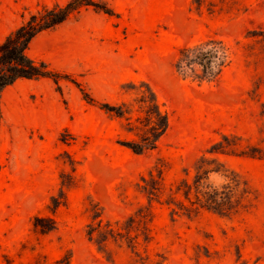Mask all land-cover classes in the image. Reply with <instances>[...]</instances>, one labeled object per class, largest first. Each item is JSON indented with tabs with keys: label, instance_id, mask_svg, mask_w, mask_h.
I'll return each mask as SVG.
<instances>
[{
	"label": "rangeland",
	"instance_id": "rangeland-1",
	"mask_svg": "<svg viewBox=\"0 0 264 264\" xmlns=\"http://www.w3.org/2000/svg\"><path fill=\"white\" fill-rule=\"evenodd\" d=\"M65 1L0 0V41L40 5ZM95 1L115 15L84 7L29 44L30 58L67 78L20 79L0 94V264L65 255L70 264H131L130 248L99 246L87 225L95 210L121 228L141 208L154 236L137 246L142 254L161 253L167 264H264V0H214L212 13L193 0ZM212 38L231 54L218 79L175 71L181 47ZM150 91L168 126L155 148L134 153L121 141L145 132L140 99ZM105 102L128 113H107ZM201 165L240 178L239 187L214 172L203 180L239 203L236 213L189 215L168 203L169 189L192 184ZM160 173L164 194L149 201L142 178ZM176 201L189 205L183 194ZM35 216L52 217L54 229L41 235Z\"/></svg>",
	"mask_w": 264,
	"mask_h": 264
},
{
	"label": "trees",
	"instance_id": "trees-1",
	"mask_svg": "<svg viewBox=\"0 0 264 264\" xmlns=\"http://www.w3.org/2000/svg\"><path fill=\"white\" fill-rule=\"evenodd\" d=\"M193 2L198 8L203 4L208 5L210 13L214 12L216 6L214 0H193ZM84 7H92L95 11L108 14V16L115 15L114 10L106 2L95 0H67L62 4H43L35 11L27 14L19 25L5 34L0 41V94L20 79L34 80L45 77L57 85L58 79L65 77L49 68L43 60L30 58L27 55V50L31 41L38 34L53 30L72 15L79 13ZM230 59L231 54L225 42L218 38H212L191 46L181 47L173 67L183 77L197 82H211L219 78L224 68L228 66ZM57 89H59V86H57ZM81 91L83 92L82 97L87 103H96L86 91L83 89ZM140 101L145 108L144 123H142V126L145 127V132L138 141H121L125 147L134 153L147 152L155 148L158 137L166 131L168 126V116L161 110L153 92L150 91L148 97H141ZM99 108L117 116H123L128 113V110H125L123 105L115 106L106 102L99 104ZM211 172L219 174L224 180L228 181L229 185L234 187L241 185L240 178L233 172H229L228 169H224V166L220 165L219 168L203 171L201 165L192 184L185 181L179 184L174 191L171 188L169 189V198L171 200L168 203L177 205L179 209L185 210L189 215L192 213L197 214L201 209L212 210L225 216L236 213L239 203L234 205L233 201H231L232 197L226 194L224 190H220L210 184H204L208 174ZM161 174L158 179H154L152 174L147 181L142 178L144 181L142 189L147 194L149 201L164 194L165 187L161 181ZM192 192L193 199H191ZM242 193L243 195L248 194L246 188H242ZM179 194H183L184 199L189 204L188 206L183 205L180 201L175 202V198ZM51 203L55 208L61 201L57 200V198H51ZM101 216V211H93L92 220L97 218V221L95 223L92 221L87 225L86 236L89 240H92L96 235L99 238L96 241L99 246L103 247L109 241L118 242L122 246L125 245L136 256L131 264H167L165 255L158 252L152 255L147 251L142 254L137 249L141 242L148 247L154 237L150 225L152 217L150 211H143L142 208L137 210L134 214L127 217L124 227L121 228L118 227V222H106L104 224ZM32 224L34 228H37L42 233L41 235L47 234L55 227L54 219L50 216H35ZM53 264H70V256H60L53 261Z\"/></svg>",
	"mask_w": 264,
	"mask_h": 264
}]
</instances>
